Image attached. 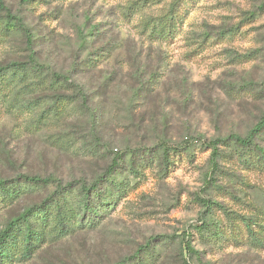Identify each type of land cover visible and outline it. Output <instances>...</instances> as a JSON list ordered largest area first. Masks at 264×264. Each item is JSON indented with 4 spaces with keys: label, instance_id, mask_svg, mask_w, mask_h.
<instances>
[{
    "label": "rangeland",
    "instance_id": "obj_1",
    "mask_svg": "<svg viewBox=\"0 0 264 264\" xmlns=\"http://www.w3.org/2000/svg\"><path fill=\"white\" fill-rule=\"evenodd\" d=\"M3 1L22 27L0 44V66L33 58L69 77L86 100L40 120L53 93L28 71V88L0 102V179L36 175L90 185L125 149L191 143L166 173L158 162L144 168L94 229L46 244L21 264H120L147 243L158 253L154 264H264V244L254 246L239 220L264 226V170L246 169L219 145L216 158L208 147L245 136L264 113V0L181 2V21L166 40L141 25L175 0ZM258 142L264 147V137ZM49 192L33 191L2 209L0 231ZM208 202L216 204L223 241L196 232L211 221Z\"/></svg>",
    "mask_w": 264,
    "mask_h": 264
},
{
    "label": "trees",
    "instance_id": "obj_2",
    "mask_svg": "<svg viewBox=\"0 0 264 264\" xmlns=\"http://www.w3.org/2000/svg\"><path fill=\"white\" fill-rule=\"evenodd\" d=\"M52 0H23V3L32 5ZM186 0H175L169 10L156 20L146 21L141 25L145 31L150 29V35L154 39L166 40L172 36L176 26L181 21V2ZM183 8V7H181ZM0 44L6 41V37L16 32V27H22L19 19L12 15L6 8L3 0H0ZM27 46H31L30 34H26ZM35 68L34 70H32ZM28 71H34L37 86L43 88L44 92L53 93L51 108L40 114L41 119H48L50 112L63 115L73 111V104L80 99L82 105L85 97L82 89L69 77L55 69L50 70L43 64L37 63L33 58L28 62L19 64L11 63L0 66V102L13 98L28 88ZM249 85V84H248ZM246 85V86H248ZM264 86V82H263ZM249 87V86H248ZM70 92L66 96L64 93ZM30 105L20 103L19 108L27 109ZM22 111V109H20ZM264 137V113L259 122L249 132L241 137L230 134L223 139H216L208 144L212 150V156L219 158L223 147V153H230L247 168H258L264 170V147L258 141ZM189 142L181 145H171L161 142L154 149H125L124 155L115 154L113 164L109 171L96 179L90 185L80 182L63 184L60 180L48 176L20 175L13 180L0 179V211L11 207L20 198L42 188L50 189V192L40 204H34L24 209L17 217L6 222L0 231V264H21L27 262L30 257L40 250L44 245L56 242L71 236L82 230L94 229L106 213L113 209L118 201L123 198L129 190L137 185V179L143 176L142 170L151 163L158 162L166 173L169 166L173 164L174 157L187 151ZM98 145V143H97ZM228 150L229 152H227ZM128 175L135 181L129 184ZM214 202L205 205L211 221L202 223L199 230L200 239L204 241H223L225 239L219 222L213 218ZM219 207V206H217ZM229 222L233 220L232 213L221 210ZM264 216V214H262ZM261 219V218H259ZM247 239L255 245L264 244V226L261 220L256 218H240ZM258 228L254 230L253 228ZM231 228H237L231 226ZM187 252H193V247L186 241ZM149 243L139 247L137 252L120 264H154L158 253L149 250ZM143 254V259H138V254ZM155 253V254H154Z\"/></svg>",
    "mask_w": 264,
    "mask_h": 264
}]
</instances>
